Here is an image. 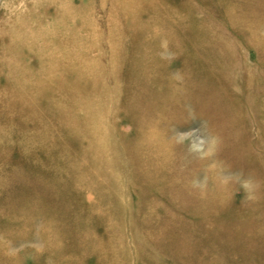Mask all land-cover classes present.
<instances>
[{
    "label": "rangeland",
    "instance_id": "374dc122",
    "mask_svg": "<svg viewBox=\"0 0 264 264\" xmlns=\"http://www.w3.org/2000/svg\"><path fill=\"white\" fill-rule=\"evenodd\" d=\"M0 264H264V0H0Z\"/></svg>",
    "mask_w": 264,
    "mask_h": 264
}]
</instances>
